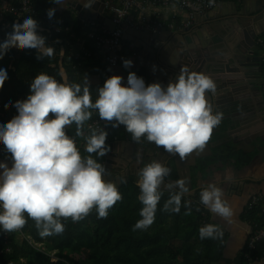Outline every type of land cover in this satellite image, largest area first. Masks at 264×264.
Masks as SVG:
<instances>
[{"label": "clouds", "instance_id": "1", "mask_svg": "<svg viewBox=\"0 0 264 264\" xmlns=\"http://www.w3.org/2000/svg\"><path fill=\"white\" fill-rule=\"evenodd\" d=\"M51 2L64 5L66 0ZM95 2L82 0L87 9ZM208 6L215 8L217 0H208ZM55 11L49 8L47 17L52 19ZM15 46L35 49L37 60H51L57 54L39 34L31 14L15 21L6 33L0 42V59ZM64 54L60 49L59 56ZM132 64L130 59L123 61L125 68ZM6 78L7 69L0 68V87ZM216 92L213 78L186 65L166 86L146 84L135 72H129L126 83L114 74L96 89L95 99L86 75L82 82H69L38 73L26 99L15 102L17 114L7 122L0 120V143L10 160V164L0 161V231L16 232L31 219L39 235L48 237L65 231L63 221L80 222L93 210L98 219H106L109 209L122 199L117 184L107 178L108 168L98 159L111 151L107 126H123L133 142L146 140L183 161L203 152L222 122L223 112L215 110L207 96ZM94 113L105 127L88 123ZM73 125L75 133L70 136L68 129ZM77 139L84 141L83 153ZM170 173L169 167L155 159L136 173L142 207L133 231L151 227L165 191L168 199L163 211L179 213L184 207V214H191L192 202L184 199L190 193L187 178L166 180ZM199 202L214 216L233 222L235 210L216 183L201 188ZM223 236V228L216 223L199 227L201 240H222Z\"/></svg>", "mask_w": 264, "mask_h": 264}, {"label": "crops", "instance_id": "2", "mask_svg": "<svg viewBox=\"0 0 264 264\" xmlns=\"http://www.w3.org/2000/svg\"><path fill=\"white\" fill-rule=\"evenodd\" d=\"M48 3L49 1L46 2V0H34L35 7L39 11H47L49 8H56L53 19H56L57 21L63 22L62 19L64 18V13H71L75 19H78L79 16H81L79 12L72 6L74 4H82V0H66L64 5ZM235 4L236 6L240 8L244 7V9L247 10L248 16H251L250 26H252L254 30L256 29L257 31L261 32L262 36L260 35V37L264 38V0H217V6L215 8L207 11L203 16H198L187 27H174L171 30H167L168 32L162 30L155 37L147 35L144 33V30L136 32L137 29H126L122 39V57L123 59L132 60L133 64L130 68H125L122 64V66H119L116 69L117 72H119V74L124 78L125 83L127 82V76L129 72H135L137 76L143 77L146 84L160 82L162 85L166 86L170 80L175 78H172L173 73L166 72L167 70L162 69L158 65H154L152 63L153 54L149 49L150 45H155L156 50L158 51L167 45L168 40L174 33H179L180 31H183L182 33L185 34L187 33V36L197 35V31H202L204 35L208 36H211L210 33H213V35L221 39L222 36L226 35L223 34L222 31L216 32L214 27H220L223 21L231 19V13L234 10ZM147 9L149 10V7ZM95 13L96 10L90 8V10L85 13V16H94ZM158 14L160 17H169L170 10L167 8L161 9L158 11ZM255 15L258 17L255 18ZM110 17V14L106 12L100 15L98 19L101 20L108 29L113 30L114 24ZM33 18L38 22L39 34L46 38V43L49 46L57 49V54L51 60L48 58L37 60V51L35 49H25L19 46L13 47L16 52L24 54L26 57H28L26 60L27 63H31L32 58H35V63L40 64L41 67L37 71H30L25 66V69H21L23 72H26V74L21 77L24 79L23 81L16 77L12 81L14 82V89H9L7 87L1 88L2 90L4 89L2 94L6 97V101L10 100V102L7 104L3 101V99L1 100L4 107V112L0 114V120L5 122L9 121L14 115L17 114V110L14 107L15 102L26 99L30 93V83L32 79L42 71L54 76L56 73L55 69H58L59 75L64 79L69 76L70 72H73L77 77L79 76L83 79L84 75H86L90 85L98 86L101 83L102 78L99 71L100 69L94 66V61H91L90 58H87L86 60L79 59V56L81 55L79 52L81 37H78L74 44H70L71 47L68 49V51L64 52V56L61 57L59 56V50L63 49L62 41L53 37H49L48 35L50 30L42 25L37 17ZM15 21L17 20L12 15H9V18L7 17V19L2 22L0 26L5 30H12V25ZM191 30L193 33L189 34ZM221 30H223V27H221ZM168 34L170 35L168 36ZM193 37L194 36H191V40ZM242 41L245 42V40ZM246 45L248 46L247 42L245 46ZM87 47L92 49V47ZM258 54L260 56L262 55V52L259 51ZM94 60L98 61L100 65L104 66L100 60V56L95 57ZM15 62L16 61L13 59H9L8 64L10 67L14 68ZM45 65H50L52 70L49 69V67H45ZM253 69L257 70V67H249L247 70H251V72L253 71L252 73H256V71ZM256 80L257 79H255V81ZM252 86L253 84L248 85L249 89H251ZM260 102L261 103L259 107H257L256 111L254 112L255 114H251V118L256 117L260 120V123L258 124L261 126V128L254 135L257 138L252 139V137L248 136L244 139L242 136H238L237 133L234 132L235 129L233 128L235 125H238L243 121V118L239 119V116L244 115V112H229L226 110V108L224 110L218 109L219 111L223 112L222 122L213 130L205 150L200 153L198 158H196V164L191 165L192 159L190 157L183 161L178 159V168L181 170V178L188 177L185 173V170L187 167H189L191 172L192 187L195 191L198 190L200 193L201 188L206 186L208 183H216L222 188L225 198L231 203L235 210L233 222L229 224L220 217L211 214L205 207L208 212L210 223H216L220 225L223 228V231L228 234L226 246L221 259L218 262H213L211 264H238V258L243 255L244 252V256L248 254L247 260L249 264H260V261L264 260V240L257 242L255 247L252 249L248 247V237L251 231H254L256 228L261 227L264 224V213L261 212L259 206H256L252 209L249 208V204L253 196H259L261 204L264 206V105L263 101ZM217 106H219V104ZM95 117L97 116L93 115L92 119L88 123L91 124ZM246 120L248 121L250 119ZM111 128L112 127L110 125L107 126L108 137L106 143H117L118 146L125 145L126 150L129 147H126V145L129 143H132L134 146L132 148V152H127L125 150L121 152V154H125L128 157L125 159V162H121L116 159L114 166L111 168H109L110 166L108 167L106 164V156L101 158V162L104 163L108 168L109 176H117L122 173V170H125L128 172V174L125 173V177H127V175H133L137 181L138 177L136 173L145 163L154 159L158 160V155L159 158L170 159L173 157V155L164 152L162 147H157L155 151L150 150L148 147L149 142L146 140L142 139L139 143L133 142L130 134L125 131L123 126H120L119 128H113L115 131L125 132V139L123 140L120 139L118 134L110 133ZM83 144L84 141L82 139H77V145L82 146ZM245 155L247 161L244 159ZM212 156H216L215 160L212 161V163L206 164V167H203V169H205L204 171L198 173L199 170H196L197 174H193L195 172V167L199 165L198 162L204 163L206 161L205 158ZM137 157L140 159L138 160ZM0 161H5L10 164V160L4 151V146L2 143H0ZM172 176H174L175 179L179 178L176 168L175 171H173ZM172 176L170 175L169 177L172 178ZM186 199H191L190 194L186 195ZM252 210H260L258 217L263 218L261 225L255 221V219L248 218V215ZM260 246L263 247L262 253H260ZM253 251L259 252V255L257 254L253 256L251 254Z\"/></svg>", "mask_w": 264, "mask_h": 264}, {"label": "trees", "instance_id": "3", "mask_svg": "<svg viewBox=\"0 0 264 264\" xmlns=\"http://www.w3.org/2000/svg\"><path fill=\"white\" fill-rule=\"evenodd\" d=\"M47 1H49L48 4L52 3L51 0ZM62 21L65 25L71 24V30L61 33L50 30L48 36L61 40L63 50L66 52L71 47L70 44H74L78 37L84 36V32L71 13H64ZM11 31L0 26V42H3L6 33ZM87 46L94 49L89 42ZM9 59L16 61L14 68L9 66ZM27 59L28 57L16 52L13 47L7 50L3 58L0 59V68L7 69V78L3 84L4 88L14 89V82L12 81L16 77L21 81L24 80L21 77L26 72L21 69H25V66L30 71H37L41 67L40 64L35 63V58H32L31 63H27ZM94 59L95 57L90 58L91 61H94V66L100 69L102 79L98 86L90 85L93 99L97 94L96 89L103 86L108 73L107 66L100 65ZM45 67L52 70L50 65H45ZM55 70L54 77L58 80L61 79L62 76L59 75L58 69ZM66 80L69 82H82L83 78L70 72ZM1 88L0 113L4 112L1 100L6 101V97L2 94L4 89ZM94 116L98 115L94 113ZM74 133L75 126L73 125L68 130V134L74 136ZM110 133L118 134L121 140L125 139L124 131H115L111 128ZM78 147L83 153L84 144L82 146L78 145ZM148 147L153 151L157 149V146L153 143H149ZM215 157L205 158L204 163L198 162L199 165L195 167L193 174H197L198 170V173L204 171L203 167H206L208 163H212ZM98 159L101 161V158ZM244 159L247 161L246 155ZM167 167L170 168V166ZM136 182L133 175H127L124 178L118 186L122 199L109 209L106 219H98L95 210H93L88 217L80 222L73 223L70 219L63 221L65 231L60 235L48 237H41L34 221L29 219L23 229L12 232L10 243L7 245L0 233V264H211L221 259L228 234L224 232L222 240H201L199 238V227L210 223V221L207 209L199 202L198 190L190 196L192 202L190 215L184 214L186 211L184 207H181L179 213L163 211V204L168 199V193L165 191L151 227L145 230L133 231V225L140 219L139 211L142 207L138 199L140 190ZM184 199L187 200L186 196ZM259 211H250L248 218L255 219L261 225L263 218L258 217ZM29 240L44 246L49 252L56 251V254L50 256L40 251ZM6 246H10L11 250L6 251ZM262 249L263 247L260 246V253H262ZM244 254L245 252L238 258V264H249ZM251 254L253 256L259 255V252L253 251Z\"/></svg>", "mask_w": 264, "mask_h": 264}, {"label": "water", "instance_id": "4", "mask_svg": "<svg viewBox=\"0 0 264 264\" xmlns=\"http://www.w3.org/2000/svg\"><path fill=\"white\" fill-rule=\"evenodd\" d=\"M72 7L84 18L98 19L103 13L104 2L103 0L96 1L92 5L91 9L96 10L94 16L86 17L85 13L90 9L84 8L81 3L78 5L74 4ZM231 14V19L223 21L220 27H214L216 32L222 31L226 35L222 36L221 39L217 38L213 33H210L211 36H208L204 35L202 31H197V35H191L194 36L191 40V36H187V33L185 34L182 33L183 31H180L172 35L164 48L162 47L157 51L155 45H150L149 49L153 54L152 63L167 70L166 72L173 73L172 78L177 76L181 66L184 65L188 66L190 70L204 72L213 78L217 85V92L215 95L208 93L207 96L213 104L214 109L224 110L226 108L229 112H244V115L239 116V119L243 118L244 122L242 121L240 124L235 125L233 129H235L234 132L238 136H242L244 139L250 136L253 139L257 138L254 135L261 128L258 124L260 120L256 117L251 118V114L256 111V108L261 103L260 101H262L260 86L263 82L264 63L262 55L259 56L258 54L260 50L256 43V37L260 36L261 32L256 29L254 30L250 26L251 16H248L247 10L244 7L240 8L235 4ZM258 16L255 15V18ZM221 27H223V30H221ZM162 30L168 32L165 28H162ZM139 31L141 30H136V32ZM159 32L153 33L150 30H144V33L154 37ZM191 33H193L192 30L189 34ZM242 40H245V42ZM246 42L248 46H245ZM249 67H257V70L253 69L256 73L247 70ZM255 79L257 80L255 81ZM252 84V88L249 89L248 85ZM218 104L219 106H217ZM246 119L250 120L247 121ZM109 145L111 146V151L106 155V164L108 167L110 166L109 168L114 166L116 159L125 162V159L128 157L125 154H121V152L124 150L132 152L134 146L132 143H129L126 145V147L129 146L126 150L125 145L118 146L117 143H110ZM199 156L200 153H194L190 156L192 159L191 165L196 164V158ZM157 158L166 166H170L171 176L176 168L178 177L181 178V170L178 168V156L173 155L172 158L167 159L159 158L158 155ZM125 173L128 174L125 171L117 176H108V178L119 186L125 178ZM185 173L188 176L189 194L194 195L195 190L192 187L189 167L186 168ZM166 180L174 181L176 179L172 176V178L167 177Z\"/></svg>", "mask_w": 264, "mask_h": 264}, {"label": "built area", "instance_id": "5", "mask_svg": "<svg viewBox=\"0 0 264 264\" xmlns=\"http://www.w3.org/2000/svg\"><path fill=\"white\" fill-rule=\"evenodd\" d=\"M101 1V0H96ZM103 13L108 12L110 19L114 24V29H108L99 19H88L79 16L77 24L84 32L79 44L80 56L79 59L86 60L87 58L99 57L104 66H107L108 73L106 78L119 74L117 68L122 66L123 59V34L126 29L150 30L153 33L159 32L162 28L171 30L174 27L189 26L198 16H203L207 11L211 10L208 6V0H103ZM149 7V10L147 9ZM169 9V17H160L158 11L161 9ZM37 17L42 25L48 30L55 33L70 31L72 25H65L63 22L56 19H49L47 11H39L34 4V0H0V24L4 22L9 15H12L16 20L22 19L25 15ZM87 42L91 43L94 49L87 47ZM256 43L262 52L264 63V38L258 36ZM264 66V65H263ZM262 101L264 104V80L261 86ZM1 114V113H0ZM94 115V114H93ZM104 121L95 117L91 124L104 127ZM108 144V143H107ZM121 172H125L122 170ZM259 206L264 213V206L261 204L259 196H253L249 208ZM4 242L10 243L12 233L0 231ZM23 236V235H22ZM24 237V236H23ZM264 240V224L261 227L251 231L248 237V247L254 248L257 242ZM31 244L37 247L40 251L54 256L56 251H47L40 244ZM10 246H6V251H10ZM248 258V254L246 255Z\"/></svg>", "mask_w": 264, "mask_h": 264}, {"label": "flooded vegetation", "instance_id": "6", "mask_svg": "<svg viewBox=\"0 0 264 264\" xmlns=\"http://www.w3.org/2000/svg\"><path fill=\"white\" fill-rule=\"evenodd\" d=\"M257 37H258V36H257ZM257 37H256V38H257Z\"/></svg>", "mask_w": 264, "mask_h": 264}]
</instances>
